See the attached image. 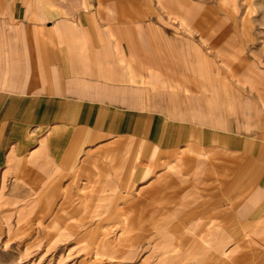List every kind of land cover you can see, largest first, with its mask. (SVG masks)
<instances>
[{"label":"rangeland","instance_id":"374dc122","mask_svg":"<svg viewBox=\"0 0 264 264\" xmlns=\"http://www.w3.org/2000/svg\"><path fill=\"white\" fill-rule=\"evenodd\" d=\"M76 2L78 7L105 12L102 19L123 27L130 47L145 42L146 65H139L137 58L135 62L146 74L150 67L158 75L154 89L167 98L169 119H177L183 126L188 122V139L194 144L188 143L185 148L202 152L215 149L199 144L200 132L208 125L190 119L191 109L204 111L205 115L210 110L217 116L215 121L224 122L219 127L221 134L242 131L246 141L264 152V90L254 89L257 82L264 89V0H161L162 5L151 0V5L146 4L142 11V0ZM206 8L212 10L204 33L210 41L201 37L194 22L190 23L191 16L184 24L180 18L195 14L194 20L198 21ZM231 69L235 77L241 76V81L226 76ZM218 80L231 87L223 97L218 96L213 85ZM146 83L149 85L148 80ZM248 114L254 117L250 124L243 121ZM241 123L244 128H237ZM215 150L217 154L211 160L184 154L180 149L177 155L158 153L155 160L148 146L130 145L113 159L105 150L85 153L81 161L66 168L38 155L26 164L24 176L20 159L14 160L10 168L6 164L0 168V189L3 187L4 193V203L0 204V264H264V240L252 236L253 229L235 220L219 192L216 176L230 171L234 162L228 158V150ZM177 157L185 158L184 162L176 161ZM193 157L194 164L190 160ZM173 163L177 168L170 170L168 166ZM87 173L98 174L101 183L96 187L104 186L102 193L94 191L95 187L93 194L108 196L88 201L102 206L96 208L98 216L93 217L89 210H83L80 216L75 208L86 194L92 193ZM159 185L167 188V198L179 196L176 202H166L168 206L178 204L176 208L161 209L156 221L152 218L157 209L150 208L141 216L132 210L123 211L122 207L132 203L138 194ZM121 189L126 193L117 194L116 190ZM190 189L197 193L186 195ZM118 195L116 201L113 197ZM165 200L159 203L165 204ZM115 202L121 205L119 213L106 207ZM145 203L153 205L154 201ZM205 206L216 207L223 223L219 234L215 232L206 244L199 238L203 224L212 217ZM125 217L134 223L120 242L117 235ZM149 221L166 224L142 230L140 222L148 228ZM164 233L173 239L171 249L167 250L164 240H160Z\"/></svg>","mask_w":264,"mask_h":264},{"label":"crops","instance_id":"0c3cea01","mask_svg":"<svg viewBox=\"0 0 264 264\" xmlns=\"http://www.w3.org/2000/svg\"><path fill=\"white\" fill-rule=\"evenodd\" d=\"M142 1L141 11L146 4L151 5V0L149 3ZM159 3L162 5L161 0ZM206 9L198 21L194 20L195 14L180 18L184 24L191 16L190 23L194 22L201 37L210 41L204 33L209 27L212 10ZM105 15L98 9L78 7L76 0H0V168L6 164L10 168L14 160L20 159L21 175L24 176L26 164L38 155L66 168L81 161L85 153L105 150L113 159L130 145L148 146L150 152H154L155 160L158 153L177 155L178 149L184 154H196L210 160L217 154L215 149L228 150V158L234 164L230 171L217 174L219 192L228 202L235 220L244 228L253 229L252 236L264 240V152L258 151L253 142L246 141L241 136L242 131L221 134L219 127L224 122L215 121L217 116L210 110L205 115L204 111L198 113L191 109L190 119L208 125L200 132L199 144L215 149L202 152L193 147L185 148L188 143L194 144L188 139V122L183 126V122L169 119L166 115L168 100L154 89L158 75L150 67L146 74L135 62L137 58L139 65H146L143 58L145 42L133 43L130 47L123 27L106 23L102 19ZM226 76L235 81L242 79L235 77L234 69ZM217 83L213 85L218 96L223 97L231 91L229 83L220 80ZM254 89L264 90L260 82ZM253 118L248 114L243 121L250 124ZM211 125L218 128L213 129ZM243 126L241 123L237 128ZM243 134L249 136L251 133ZM194 159L190 158L193 164ZM178 160L184 162L185 158L177 157ZM174 164L168 168L176 169ZM97 165L96 162V168ZM86 175L92 193L86 194L75 208L80 216L83 210H89L91 217L98 216L96 208L102 206L88 201L94 197L107 199L108 196L101 194L104 186L96 187L101 183L98 174ZM159 186L138 194L132 203L122 207L123 211L132 210L141 216L150 208L157 209L152 218L155 220L161 215V209L176 208L178 204L168 206L166 202L167 199L176 202L179 196L167 198V188ZM93 190L102 191L93 194ZM116 193H126V190H116ZM161 193L164 196L160 197ZM196 193L190 189L186 195ZM3 194L2 187L0 204L4 203V200L1 202ZM113 198L117 201L119 195ZM164 198L165 204L159 203ZM151 199L154 204L146 205L145 202ZM106 207L121 212L117 202ZM205 208L212 214L211 220L204 223L205 228L199 232V238L206 244L215 232L221 231L223 223L216 207ZM49 213L54 214L50 210ZM122 223L117 235L120 242L125 240L134 222L125 217ZM142 223L141 229L147 231L154 228L152 225L166 224L149 221L146 228ZM107 229L110 231L108 225ZM162 235L160 240H164L167 250L171 249V235Z\"/></svg>","mask_w":264,"mask_h":264},{"label":"bare ground","instance_id":"6f19581e","mask_svg":"<svg viewBox=\"0 0 264 264\" xmlns=\"http://www.w3.org/2000/svg\"><path fill=\"white\" fill-rule=\"evenodd\" d=\"M225 1V0H224Z\"/></svg>","mask_w":264,"mask_h":264}]
</instances>
